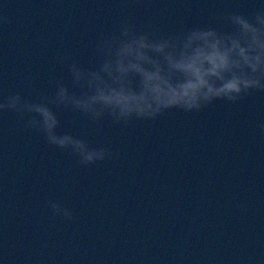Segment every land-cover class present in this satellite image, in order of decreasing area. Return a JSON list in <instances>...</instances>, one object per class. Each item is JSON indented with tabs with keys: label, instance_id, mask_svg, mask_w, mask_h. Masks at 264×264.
Segmentation results:
<instances>
[{
	"label": "water",
	"instance_id": "obj_1",
	"mask_svg": "<svg viewBox=\"0 0 264 264\" xmlns=\"http://www.w3.org/2000/svg\"><path fill=\"white\" fill-rule=\"evenodd\" d=\"M264 0H0V100L70 90L65 56L86 69L95 43L129 23L158 34L227 31ZM70 133L116 155L92 165L0 112V264H264V93L200 112L94 124L58 112ZM50 201L71 208L56 216Z\"/></svg>",
	"mask_w": 264,
	"mask_h": 264
},
{
	"label": "clouds",
	"instance_id": "obj_2",
	"mask_svg": "<svg viewBox=\"0 0 264 264\" xmlns=\"http://www.w3.org/2000/svg\"><path fill=\"white\" fill-rule=\"evenodd\" d=\"M227 31L193 27L158 34L125 22L118 31L95 43L98 63L93 69L65 56L72 91L63 79L51 81V95L37 99L19 92L0 100V112H12L25 130L39 133L46 143L77 157L87 166L112 159L109 148L93 145L70 133H60L61 109L78 112L99 125L105 118L127 126L133 120H157L167 111L200 112L215 101L237 103L253 92L264 93V6L249 14L224 18ZM11 19L0 16V25ZM264 134V122L259 125ZM56 216L74 219L71 208L50 201Z\"/></svg>",
	"mask_w": 264,
	"mask_h": 264
}]
</instances>
